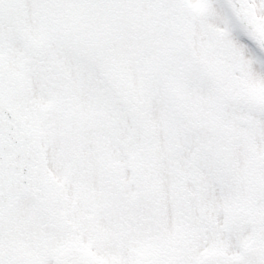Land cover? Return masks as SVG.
Segmentation results:
<instances>
[{
  "label": "snow or ice",
  "instance_id": "6c2138e0",
  "mask_svg": "<svg viewBox=\"0 0 264 264\" xmlns=\"http://www.w3.org/2000/svg\"><path fill=\"white\" fill-rule=\"evenodd\" d=\"M0 264H264V0H0Z\"/></svg>",
  "mask_w": 264,
  "mask_h": 264
}]
</instances>
